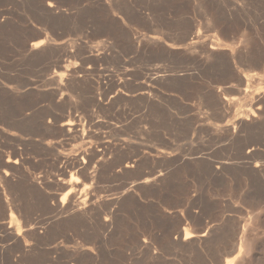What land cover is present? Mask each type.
Returning a JSON list of instances; mask_svg holds the SVG:
<instances>
[{"label":"rangeland","instance_id":"374dc122","mask_svg":"<svg viewBox=\"0 0 264 264\" xmlns=\"http://www.w3.org/2000/svg\"><path fill=\"white\" fill-rule=\"evenodd\" d=\"M0 129V264H264V0H0Z\"/></svg>","mask_w":264,"mask_h":264},{"label":"bare ground","instance_id":"6f19581e","mask_svg":"<svg viewBox=\"0 0 264 264\" xmlns=\"http://www.w3.org/2000/svg\"><path fill=\"white\" fill-rule=\"evenodd\" d=\"M53 11V10H52ZM45 46V40H43V41H41L40 43H35V44H33L32 45V49H36L37 50V48H40V47H42V46ZM31 47V46H30ZM213 47H214V49H215V47H216V45L214 46L213 45ZM212 47V48H213ZM218 48V47H217ZM216 48V49H217ZM33 51V50H32ZM42 52V51H41ZM42 55V54H41ZM92 70V69H91ZM71 74V73H70ZM66 74L64 73V74H60L59 76H60V81H58L57 83V85L58 86H60V87H63L64 86V82H65V79H64V76H65ZM74 76V75H73ZM81 76V75H80ZM82 76H83V74H82ZM160 76V75H159ZM81 80V79H80ZM70 81V80H69ZM68 82V81H67ZM70 83V82H69ZM68 83H66V85H67ZM65 85V86H66ZM68 86V85H67ZM236 88V87H235ZM57 90V89H56ZM240 90V89H239ZM57 92V91H56ZM59 92V91H58ZM241 92V91H240ZM56 94V93H55ZM62 96V95H61ZM63 97V96H62ZM261 97V96H260ZM259 97V98H260ZM257 98V97H256ZM261 98H263V97H261ZM260 101V100H259ZM224 105V104H223ZM224 107V106H223ZM253 113V112H252ZM259 114V113H258ZM261 114V113H260ZM252 117V116H251ZM248 118V117H247ZM74 121V120H73ZM243 122V121H242ZM65 123V126H67V127H69V128H64L63 130H65L67 133H69V134H79V133H82V135L84 136V134H85V128L84 129H79V128H76V125H75V123L74 122H64ZM63 123V124H64ZM64 127V126H63ZM1 130V129H0ZM87 131V130H86ZM91 131V130H90ZM89 134V133H88ZM67 135V134H66ZM74 136H76V135H74ZM81 136V135H80ZM79 139V138H78ZM104 146V145H103ZM104 147H106V146H104ZM93 150H95V149H91V150H89V151H92V153L94 152ZM104 150V149H103ZM84 152V151H83ZM103 152V151H102ZM105 152V151H104ZM82 154V153H81ZM80 154V155H81ZM99 154V153H98ZM101 154V153H100ZM99 154V155H100ZM84 155V154H83ZM88 156V155H87ZM103 155H101V157H102ZM91 158V157H90ZM5 159V158H4ZM79 160H80V158H78ZM84 159H85V156H84ZM68 160V159H67ZM67 160H66V163H67ZM72 160V159H71ZM73 161V160H72ZM71 161V162H72ZM76 161V160H75ZM82 161V160H81ZM81 161H80V163H77V164H75L74 162H70V163H67L66 164V166H65V168H64V170L61 168V170L62 171H66V173H67V169L68 168H70V169H72V168H74V167H77V168H79L80 170H83L84 168H85V165H82L81 164ZM88 161V160H87ZM90 161V160H89ZM69 162V161H68ZM78 162V161H77ZM4 163V162H3ZM64 164H65V160H64ZM84 164V163H83ZM125 166V165H124ZM131 165H129V164H127L126 165V167L128 168V167H130ZM102 167V166H101ZM10 168V167H9ZM99 168V167H98ZM78 169V170H79ZM95 169V168H94ZM129 169V168H128ZM222 169V168H221ZM76 169H74V171H75ZM15 171V170H14ZM87 171V170H86ZM85 171V172H86ZM76 172V171H75ZM79 172V171H78ZM96 172V171H95ZM62 173V172H61ZM65 173V174H66ZM77 173V172H76ZM84 173V172H83ZM59 174H60V172H59ZM85 175L87 174V173H84ZM83 174V175H84ZM88 175H90V174H88ZM91 175H93V174H91ZM5 177V176H4ZM7 177V176H6ZM62 177H64V176H62ZM61 178V177H60ZM90 178H92V177H90ZM62 180H63V178H62ZM8 181V180H7ZM150 180H145L144 181V183H148ZM45 182V181H44ZM63 182V181H62ZM68 182V181H67ZM74 183L75 182H73V181H70L69 183H66V185L67 184H71L72 186L74 185ZM78 183V182H77ZM30 184V183H29ZM60 184V183H59ZM63 184H65V183H63ZM76 184V183H75ZM33 185V187H34V184L33 183H31V186ZM38 185H39V183H38ZM62 185V184H61ZM70 185V186H71ZM60 186V185H59ZM65 185H62V187H64ZM69 186V185H68ZM36 187H37V183H36ZM67 187V186H66ZM69 190V189H68ZM73 190L75 191L76 189H74L73 188ZM72 190V191H73ZM78 190V189H77ZM76 190V191H77ZM72 191H70V192H68L67 194H66V197L62 200V204H61V206L62 207H60V211L61 212H63L64 213V211L66 210V211H68V212H70L69 213V215L72 217V218H76V217H79V216H82L83 214H84V212H89V209H90V206H92V199H91V197L89 198V196H86V195H84L83 197H76L75 196V194H73V192ZM78 193H80V192H78ZM85 193V192H84ZM1 195H2V193H0ZM77 195V194H76ZM80 195V194H79ZM88 195H90V194H88ZM67 197H69V204H67L66 205V198ZM93 198V197H92ZM8 200V199H7ZM10 200V199H9ZM2 201V200H1ZM57 201V200H56ZM94 201V200H93ZM7 202H9V201H6V203ZM14 202V201H13ZM98 202V201H97ZM100 202V201H99ZM0 203H3V202H0ZM58 203H59V201H58ZM5 204V203H4ZM4 204H3V207H4ZM11 203L9 202V204L8 205H10ZM13 204V203H12ZM11 204V205H12ZM60 204V203H59ZM98 205V204H97ZM100 205H102V204H100ZM5 206H6V204H5ZM13 206V205H12ZM17 206V205H16ZM16 206L14 207V208H16ZM57 206H59V205H57ZM18 207V206H17ZM64 207H66V208H64ZM8 208V207H7ZM6 208V209H7ZM25 208V207H24ZM97 208V207H96ZM5 209V210H6ZM54 210H56L55 208H53ZM92 209V208H91ZM95 209V208H94ZM94 209H92L93 211H94ZM16 210H17V208H16ZM58 210V209H57ZM2 207H1V214L2 215H4L3 213H2ZM7 211V210H6ZM6 211H3L4 213L6 212ZM20 211V210H19ZM19 211L17 212V215H18V213H19ZM8 212H9V210H8ZM22 212V211H21ZM20 212V213H21ZM90 212H91V210H90ZM15 214H16V212H14ZM60 213V212H59ZM63 213H62V215H63ZM92 214H93V212H91ZM91 213H89V215H91ZM25 214V213H24ZM29 214V213H28ZM61 214V213H60ZM88 214V213H87ZM6 215V214H5ZM16 215V216H17ZM69 215L67 214V216L69 217ZM7 216H8V214H7ZM21 216H24V215H21ZM30 216V215H29ZM61 216V215H60ZM86 216V215H85ZM1 217V216H0ZM27 217V216H26ZM65 217V216H64ZM70 217V218H71ZM87 217V216H86ZM5 218V217H4ZM60 218H62V217H60ZM7 219V218H6ZM16 219V218H15ZM19 219V218H18ZM23 219H24V217H23ZM31 219V218H30ZM63 220H65L64 218H62ZM86 219V218H85ZM20 220V219H19ZM22 221V220H21ZM21 221H19V222H21ZM26 221V223H27V219L25 220ZM66 221V220H65ZM18 222V221H17ZM67 222V221H66ZM68 222H70V221H68ZM21 224V223H20ZM30 224V223H29ZM3 225V224H2ZM1 225V226H2ZM16 225H14V227L13 228H16L15 227ZM4 227V226H3ZM29 227V226H28ZM5 228V227H4ZM30 229V228H29ZM33 229V228H32ZM12 230V229H11ZM10 230V231H11ZM28 230V229H27ZM31 230V229H30ZM7 231V230H6ZM9 231V230H8ZM16 231V230H15ZM12 232H13V230H12ZM11 232V233H12ZM16 233V232H15ZM35 233V232H34ZM10 234V233H9ZM26 235V234H25ZM204 235V234H203ZM203 235H201V236H203ZM192 237H194V235H190L189 233H186V237H185V239H189V238H192ZM8 239V238H7ZM10 239H12V238H10ZM17 241V240H16ZM18 242V241H17ZM24 244V243H23ZM21 246V245H20ZM24 249V248H23ZM26 250V249H25ZM26 252V251H25ZM227 262H228V260H227ZM237 263V262H236Z\"/></svg>","mask_w":264,"mask_h":264}]
</instances>
